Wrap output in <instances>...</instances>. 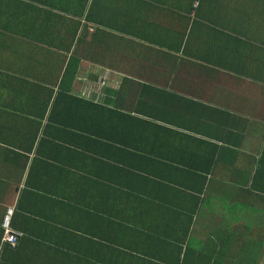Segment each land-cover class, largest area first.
Listing matches in <instances>:
<instances>
[{
  "label": "crops",
  "instance_id": "obj_1",
  "mask_svg": "<svg viewBox=\"0 0 264 264\" xmlns=\"http://www.w3.org/2000/svg\"><path fill=\"white\" fill-rule=\"evenodd\" d=\"M66 70L70 94L117 110L110 129L131 136L128 153L184 170L214 155L201 195L164 197L181 213L149 202L139 215L192 212L200 263L264 264V0H0V210L14 207L26 177L10 154L41 139ZM186 244L162 246L163 264L183 260Z\"/></svg>",
  "mask_w": 264,
  "mask_h": 264
},
{
  "label": "trees",
  "instance_id": "obj_2",
  "mask_svg": "<svg viewBox=\"0 0 264 264\" xmlns=\"http://www.w3.org/2000/svg\"><path fill=\"white\" fill-rule=\"evenodd\" d=\"M69 77L66 70L41 139L27 137L29 151L10 154L12 172L23 175L27 171L10 218L11 231L17 235L14 245L4 240L8 207L0 210V264H163L170 254L162 246L185 242L184 258L174 264H221L203 256L206 262H198L186 229L192 223V212L160 221L138 214L149 202L181 213V207L167 205L164 197L201 195L207 179L216 175L214 155L205 169L184 170L158 165L159 155L128 153L131 136L125 130L110 129L115 124L110 114L117 110L110 103L80 100L70 94L65 87ZM34 123L38 129L41 122ZM36 140L34 157L28 162ZM134 142L146 143L147 139L136 137ZM216 159L226 160L221 155ZM228 172L247 181L235 169ZM3 185L0 178V191ZM185 223L182 229L186 232H180L179 225ZM140 241L153 244L155 250L150 254L137 245Z\"/></svg>",
  "mask_w": 264,
  "mask_h": 264
},
{
  "label": "built area",
  "instance_id": "obj_3",
  "mask_svg": "<svg viewBox=\"0 0 264 264\" xmlns=\"http://www.w3.org/2000/svg\"><path fill=\"white\" fill-rule=\"evenodd\" d=\"M96 84L98 88V93H101L103 89L106 87L107 81L104 79H100L99 81H97ZM11 214H12V207H8L5 218H4V222H3V226L5 227L4 240L10 243L11 245H14L16 242L17 235L11 231V227H10Z\"/></svg>",
  "mask_w": 264,
  "mask_h": 264
}]
</instances>
